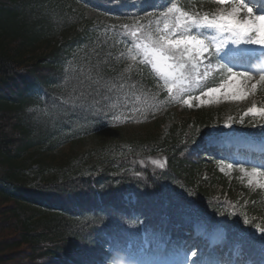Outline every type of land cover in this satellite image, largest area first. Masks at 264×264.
Wrapping results in <instances>:
<instances>
[{
  "label": "trees",
  "instance_id": "1",
  "mask_svg": "<svg viewBox=\"0 0 264 264\" xmlns=\"http://www.w3.org/2000/svg\"><path fill=\"white\" fill-rule=\"evenodd\" d=\"M190 3L201 7L190 17L220 12L213 0H0V264H165L183 255L181 232L196 224L206 227L199 242L222 230L216 251L264 263L263 191L226 177L216 165L223 152L207 139L222 107L167 111L155 133L85 149L57 175L42 177L44 162L34 161L39 149L76 146L170 107L136 37L170 31L179 13H163ZM220 55L199 57L204 89L229 75L222 64H246ZM30 169L41 181L30 183ZM162 241L175 245L161 253Z\"/></svg>",
  "mask_w": 264,
  "mask_h": 264
},
{
  "label": "rangeland",
  "instance_id": "2",
  "mask_svg": "<svg viewBox=\"0 0 264 264\" xmlns=\"http://www.w3.org/2000/svg\"><path fill=\"white\" fill-rule=\"evenodd\" d=\"M220 3V2H219ZM226 5V2L221 3ZM231 9L227 11L225 14H232L233 16L237 14L238 8L236 5L231 4ZM237 9L235 13H233V9ZM188 11H193L192 9H185L183 13L187 14ZM253 11H249L242 18V23H253L255 26L259 27L261 24H264L263 21L259 19L253 18ZM188 15V14H187ZM253 18V19H252ZM215 33L208 37L211 40L213 46L220 41L225 40L228 42L230 47L242 48V45L231 44V33H222L217 29L213 28ZM165 32H170L165 30ZM191 35V33H187ZM255 37L260 36L259 31H255L253 33ZM58 40L61 39L60 36L57 37ZM145 44L144 42H140V45ZM142 48V47H141ZM46 49L44 45H41L37 48L36 53H41ZM143 50V58L145 61L150 62L152 57L149 55L145 58L144 49ZM186 58V57H185ZM170 64H177L174 60L168 61ZM153 67V66H152ZM154 68V67H153ZM156 72L162 77V81L165 84V87L168 90L169 95L172 98L173 106L169 110L171 112L165 118H172V116L181 117L182 115H190L194 114L199 106L205 107H213L215 109L219 108L217 105L224 106L225 109V118L228 124L220 125L219 127L213 128L208 135V138L211 142L221 143V144H229L235 145L238 147H242L245 144L254 147L255 149L264 148V117H262L261 122H259V116L255 118V116L246 117L247 111L249 113V109L258 108L264 109V79H261L262 76L255 75L251 76L248 80H245L244 76L236 77L233 84L237 85L244 93L243 98L234 99L231 94L228 93V90L225 88V82L229 80V77L224 78L223 82L217 87L220 88L221 91L212 95H208V90L203 93H198V89L200 87V82L195 80L192 73L189 70L183 68L179 69L177 73V79L175 81L172 80V77H169V82L166 83L164 79V75L162 74L159 68H154ZM182 72L183 76L180 77L179 73ZM171 89V91H169ZM257 110V111H259ZM260 113V111L258 112ZM251 114V113H250ZM165 115L164 111L159 114L158 117L151 121H134L131 120L129 122L123 121L119 125L114 127V130L108 128L103 130L100 133L94 134L87 139L81 141L76 146L64 145L55 150H40L34 152L35 159L34 161L40 160L44 162V171L41 172L42 177H47L50 175H57L62 173L64 169L71 165H80L82 163V158L80 154L85 149H90L97 147L99 145L106 144L111 142L112 140H133L136 137L145 138L148 134L155 133V130L158 128L157 120ZM245 120L250 121V125L257 126L258 128L253 132H248L247 129H242L243 127H237L235 124H241ZM247 124V122H246ZM30 157V156H29ZM252 159L240 157H236L235 161H221L218 163V168L222 171L229 179L237 178L239 181L243 182L247 186L252 189L261 188L264 190V187H261V184H264V176H261L260 173H264V168L260 163L252 164ZM32 163V161H31ZM39 164L36 162L33 165V170L37 172V167ZM77 167H74L75 169ZM32 169L29 170L31 174L29 175L30 183L41 181L40 176L36 178ZM257 169V173L255 176L252 175V170ZM70 170V169H67ZM217 232V231H216ZM215 232V237H218L219 233Z\"/></svg>",
  "mask_w": 264,
  "mask_h": 264
},
{
  "label": "snow or ice",
  "instance_id": "3",
  "mask_svg": "<svg viewBox=\"0 0 264 264\" xmlns=\"http://www.w3.org/2000/svg\"><path fill=\"white\" fill-rule=\"evenodd\" d=\"M219 2L224 3L225 0H219ZM244 7L247 6L244 5ZM248 10L251 11V9ZM236 11L237 9L234 8L233 13ZM170 13H179L171 25L165 24V28L170 29V32H165L160 35L156 40L152 41L150 45H139V47L144 49L145 58L149 55L152 57L150 61L152 66L161 70L166 83L169 82V77H172V80L175 81L178 78V70L185 68V64L183 63H168L170 60L179 62L187 56L191 62L192 68L195 69L201 62L199 57L204 56L205 53L210 57H216L218 61H224L223 57L220 55L224 52H228L235 57H242L245 54V49L230 47L225 40H220L214 47H210V45L205 42V39L187 34L191 31L192 27L206 25L222 33H231V44L235 45H241L242 43L264 44V24H261L259 27L255 26L253 23L244 24L237 21L232 14H221L214 19H209L207 16H204L203 21H201L198 18L187 16V14L181 12L175 4H172L163 15L167 18ZM258 19L264 18L258 17ZM255 31H259L260 36L254 39L252 33ZM242 33L244 35H242ZM133 35L136 34L133 33ZM224 68H226L229 73V80L225 82V88L228 90V93L231 94L234 99L243 98L244 93L240 91L239 87L233 84L232 81L239 76H248L249 73L236 72L233 70V67H228L227 63L222 64V69ZM179 76L182 77L183 73L180 72ZM261 79H264V76H262ZM169 91H171V89H169ZM220 91V88H209L207 94L212 95ZM255 111H257L255 108L249 109V112ZM259 111L264 114V109H260ZM161 167H163V165H161ZM257 171V169H253L252 175L255 176ZM260 175L264 176V173H260ZM261 187H264V184H261ZM185 258L187 259V256ZM193 264H195V262H193Z\"/></svg>",
  "mask_w": 264,
  "mask_h": 264
}]
</instances>
